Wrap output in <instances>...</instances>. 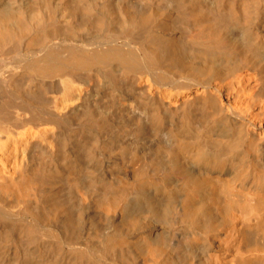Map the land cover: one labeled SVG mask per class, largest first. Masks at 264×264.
<instances>
[{"label":"bare ground","instance_id":"bare-ground-1","mask_svg":"<svg viewBox=\"0 0 264 264\" xmlns=\"http://www.w3.org/2000/svg\"><path fill=\"white\" fill-rule=\"evenodd\" d=\"M0 264H264V0H0Z\"/></svg>","mask_w":264,"mask_h":264}]
</instances>
